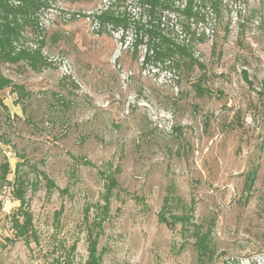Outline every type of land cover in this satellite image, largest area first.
Listing matches in <instances>:
<instances>
[{
    "label": "rangeland",
    "instance_id": "374dc122",
    "mask_svg": "<svg viewBox=\"0 0 264 264\" xmlns=\"http://www.w3.org/2000/svg\"><path fill=\"white\" fill-rule=\"evenodd\" d=\"M49 2L39 22L51 65L36 72L0 63V72L30 93L21 103L12 91L0 92V165L7 159L11 168L0 192L21 156L28 161L21 170L36 184L25 193L27 236L13 231L19 201L2 204L0 264H62L65 257L85 264L83 208L100 198L99 170L109 163L119 167V183L99 238L100 264H200L194 225L211 232L212 257L203 264L264 251V0H224L219 21L209 14L198 25L204 41L194 40V52L213 91L201 97L189 83L199 69L142 64L144 45L132 52L133 30L97 31L90 15L107 0ZM124 9L142 11L134 1ZM26 31L24 42L36 43ZM173 32L188 37L178 22ZM29 165L54 181L50 193ZM254 169L247 190L245 176ZM173 188L179 200L167 212L191 215L187 227L158 220Z\"/></svg>",
    "mask_w": 264,
    "mask_h": 264
},
{
    "label": "trees",
    "instance_id": "16d2710c",
    "mask_svg": "<svg viewBox=\"0 0 264 264\" xmlns=\"http://www.w3.org/2000/svg\"><path fill=\"white\" fill-rule=\"evenodd\" d=\"M131 1H134L142 10L138 15L133 16L126 9L120 10L121 5ZM223 2L224 0H107L104 7L90 16L94 18L99 33L118 30L123 35L129 29L133 30L135 38L132 43V52L135 54L138 45H144L142 64L151 63L166 69L177 68L186 73L199 69V75L189 83L195 95L201 97L211 95L213 91L206 85L208 78L205 72V62L194 52V40L204 41V38L199 36L200 32L197 27L207 22L209 14L219 21L223 14V7L228 5ZM49 3V0H0V63L10 65L22 63L36 72L51 65L44 50L46 49L47 30H44L39 22L40 11L49 7ZM75 15L78 13L72 14V16ZM176 22L180 24L187 38L183 40L175 38L173 27ZM27 29L31 35H35L36 43L24 42L28 33ZM225 30L228 31L227 27ZM212 45L215 49L216 44ZM241 77L248 86H252V81L245 69L241 70ZM261 82L263 90L259 93V97L264 109V75ZM5 89L12 91L17 96V101L21 103L30 95L22 84L13 82L11 78L0 72V92ZM21 158V161L16 162L14 178L7 181L6 185L4 184L8 187L12 197L19 201L18 212L11 218L13 231L17 237H25L32 232V215L27 208L25 193L28 186L36 189V184L29 181L28 173H23L21 170V165L28 164L24 156ZM29 166L32 167L30 171L35 170L37 175L44 179L46 192L50 193L56 187L54 181L43 170ZM112 167L113 165L109 163V167L99 170L104 179L100 198L95 202L86 203L83 208L87 242L85 264L101 263L102 256L98 249L99 238L103 231V223L110 215L112 197L119 183L117 176L119 167L116 166L114 169ZM10 171V164L6 159L0 165V179L6 180ZM256 174V169L246 174L244 182L247 190L253 186ZM248 197L249 193L245 195V200ZM174 200H179V197L173 188L164 197L162 212L159 213L158 220L169 226L182 223L183 227H187L190 224L191 215L184 212L181 214L167 212L169 204ZM61 211L62 208L57 210L56 215L58 216ZM210 234L208 228L202 231L201 227L194 225L193 246L200 264H203L205 257L209 259L212 257ZM256 251H262V249ZM70 260L71 257H65L59 262L70 264Z\"/></svg>",
    "mask_w": 264,
    "mask_h": 264
},
{
    "label": "built area",
    "instance_id": "2783aa9c",
    "mask_svg": "<svg viewBox=\"0 0 264 264\" xmlns=\"http://www.w3.org/2000/svg\"><path fill=\"white\" fill-rule=\"evenodd\" d=\"M0 192V217L4 210V205L13 203L14 198L10 196L7 186L2 187ZM218 264H264V251L251 252L248 255L236 257V256H224Z\"/></svg>",
    "mask_w": 264,
    "mask_h": 264
}]
</instances>
